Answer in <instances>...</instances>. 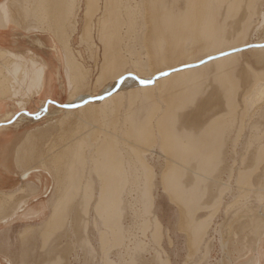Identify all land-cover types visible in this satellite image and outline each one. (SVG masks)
<instances>
[{
  "label": "bare ground",
  "instance_id": "6f19581e",
  "mask_svg": "<svg viewBox=\"0 0 264 264\" xmlns=\"http://www.w3.org/2000/svg\"><path fill=\"white\" fill-rule=\"evenodd\" d=\"M39 2L44 3L38 1V10ZM83 4V17L90 14L96 20L93 34L99 46L91 47L90 58L99 61L94 84L102 86L101 97L78 93L85 89L86 74L74 54H66L70 93L64 110L55 107L64 117L54 126L67 143L58 140L62 148L55 160L38 157L35 163L40 167L21 170L23 188L16 191L25 187L31 198L9 210L0 202V234L15 221L42 219L50 209L43 220L22 228L20 264H31L39 253L37 257L49 258L39 264H61L64 254L76 258L78 252L92 258L88 238L79 239L94 231L101 264H172L166 249L174 241L158 216V187L176 210L173 231L184 238L183 264H192L197 253L208 264L214 237L220 252L228 254L226 264L232 253L242 251H253L254 264H264V212L251 207L249 196L264 203V0H83ZM248 46L252 48L244 51ZM202 61L206 62L199 65ZM20 78L7 81V94L21 88ZM2 85L6 83L0 81ZM54 110L48 106L43 114ZM46 177L52 179L50 195L43 182ZM234 189L241 190L232 198L243 214H233L234 227L227 235L218 227L212 231L219 216L215 213L227 203L225 191L230 196ZM249 230L255 237L248 241ZM61 242L66 245L60 248ZM0 264L12 262L0 255Z\"/></svg>",
  "mask_w": 264,
  "mask_h": 264
},
{
  "label": "crops",
  "instance_id": "0c3cea01",
  "mask_svg": "<svg viewBox=\"0 0 264 264\" xmlns=\"http://www.w3.org/2000/svg\"><path fill=\"white\" fill-rule=\"evenodd\" d=\"M38 1L39 0H35V2L31 1V0H27V1L21 0V2H20V0H0V81L4 82V84L6 83V85H4V86L2 85V87L0 86L1 87L0 92H2V94L0 93L1 94L0 95V134H2V135H0V157H1L0 158V185H1L0 186V202L1 203L5 202L7 204V205H5L6 208H4V210H9V208L13 209L14 202L17 203V202H19V200L29 199V197L31 198V196H29L28 190L27 189L25 190V187L23 190L24 193L22 192V190H20L21 191L20 192L19 190L16 191V189H19L22 186L20 178H19L21 170L23 168H25L26 166L31 165L32 163H33L32 165H35V162L38 160V157H43V151L41 149L44 148L43 146H44L45 141H46L47 133L51 134L49 132L50 129H49V131H40V127H38L39 126L38 124L41 122L40 119L43 117V113L47 111L48 106L56 109V108H64L66 105V99H65V96L63 94V89H62L61 83L66 81L65 80L66 79V68H65L66 67L65 66V59L66 58L65 57H66V54H70V53H68V52L65 53L63 51V49L65 51L66 50L70 51L75 47V35L77 33V28H78V12L76 11L77 10V3L76 2L78 0H75L74 2H73V0H67L68 3H66L67 2L66 0H58V1L57 0H55V1L54 0H41L45 4L46 3L47 4L45 6L44 3L39 2L40 3V5H39L40 10H38L37 6H36V5H38L37 4ZM48 1H51L49 6H48V4H49ZM69 1H70V3H69ZM33 3H35V4L33 5ZM54 3H56L57 5ZM63 3L65 6L69 7V11H68V7L65 8V6L61 5ZM72 3H73V5H72ZM43 4H44V6H43ZM30 5H31V7H30ZM55 5L58 6L59 8L56 7ZM70 5H72V6H70ZM74 6H76V7H74ZM53 8H55V9H53ZM60 8H61V10H60L61 12L58 11ZM55 10H57L58 12H56ZM63 10L66 13L63 12ZM70 11L74 12V13H71ZM68 12H70V13H68ZM49 13H50V16H49ZM57 13L58 14L59 13H63V14L65 13L66 15L64 14V16H63V14H59V15H62V16H59ZM47 14H48V16H47ZM52 16H55V17H52ZM66 16H67V18H66ZM46 17H48V18H46ZM72 17H73V19H72ZM42 18H44L45 20H48L49 18L51 20L52 18H54L53 20H55V22L53 23L52 22L53 20H51V22H52L51 23L49 20V22H50L49 23L48 21H45ZM58 18H60V19H58ZM31 20H33V21L31 22ZM60 20H61V22H60ZM70 20H71V22H70ZM40 21H42V22H40ZM45 22H47L49 26L45 25V24H47ZM42 23H44L43 27H42ZM55 23H58V24H55ZM69 23H70L69 28L70 27H72V28L67 29ZM51 24H53V26ZM54 25H56V26H54ZM60 25H61V27H60ZM47 26H48V28H47ZM41 28H43V29H41ZM56 28H59V34H58V29H56ZM73 28L76 30L74 31ZM48 29H50L51 32ZM66 29L68 30V33H67ZM29 31H30V33H29ZM65 31L67 34L65 33ZM53 33H56V34H53ZM60 35H61V37H60ZM68 37H70V38H68ZM65 39H66V41H65ZM61 40H63L66 45L63 43V41L61 42ZM61 43H63L62 44L63 46H61ZM24 60H26V61H24ZM34 60H35V63L33 62ZM38 60H39V62H38ZM14 61H15V63H14ZM17 62H18L19 66L16 64ZM19 62H20V64H19ZM9 63L11 66L9 65ZM21 63H23V64H21ZM38 64L43 66V67L38 66ZM15 65H17L18 67ZM13 66L17 67V68H14ZM11 67H13L12 68L13 72H12ZM19 67H20V69H19ZM24 67H25V69H24ZM32 67H34V69H32ZM36 67H37V69H36ZM2 69L4 70V72L2 71ZM8 69L11 71H9ZM17 69H19L18 72H17ZM7 70L9 73H7ZM14 71L18 74L22 71V73L25 74V77L22 73H20L21 74L20 76H17L18 74H15ZM30 73H32V74H30ZM6 74L7 75L8 74L9 75L15 74L16 75L15 78H17V80L20 77H21L20 79H22V80L19 79L20 82L17 81V82H19L18 86L21 85V88L19 87L18 91L13 90L14 94L12 93V91H10L11 89L9 90L11 92L10 94L6 93V91H7L6 86H8L7 81L13 82L15 80L13 75L11 77L8 75V77H7ZM22 75H23V77H22ZM37 76L40 79H38ZM34 77L35 78L37 77L36 79L40 80V81L37 82V80L36 81L33 80V79H35ZM31 81L36 82V83H34L36 85H37V83H40V84H39V86L38 85L35 86L34 84H33V86H31L29 84ZM22 85H23V87H22ZM28 86L29 87L30 86L31 87H37V88H33V90H32L31 87L29 88ZM38 87H40V89ZM34 90H38L37 91L38 93ZM4 91H5L6 95L3 94ZM19 92H20V94H19ZM31 92H32V95H31ZM15 93H18V94H15ZM2 95H3V97H2ZM4 95L5 96L10 95V96H12V98L10 96H9V99H8V97L4 98ZM30 98H31V100H29ZM18 104L19 105L21 104V105L19 106ZM19 108L22 110H20ZM34 119H35V121H34ZM56 128L57 127H54V129H56ZM35 130H37V131L35 132ZM38 132H40L39 135L37 134ZM41 145H43V146H41ZM27 146H28V148H27ZM35 146H36V148H35ZM5 147L7 149H5ZM4 149H5V151H4ZM15 153H16V155H15ZM30 153L32 156L30 155ZM34 154H35V156H33ZM15 156H17V158ZM25 156H26V159H25ZM22 157H24V158H22ZM32 157H33V162L30 163L29 160L32 161ZM36 157H37V159H35ZM14 159L15 160L17 159V160L15 161ZM21 159H23V160L21 161ZM17 161L19 163H17ZM3 165H4V167H3ZM35 166H37V165H35ZM22 188H23V186H22ZM3 194L5 196H3ZM8 194H10V195H8ZM2 200H3V202H2Z\"/></svg>",
  "mask_w": 264,
  "mask_h": 264
},
{
  "label": "rangeland",
  "instance_id": "374dc122",
  "mask_svg": "<svg viewBox=\"0 0 264 264\" xmlns=\"http://www.w3.org/2000/svg\"><path fill=\"white\" fill-rule=\"evenodd\" d=\"M78 9H79V11H78ZM77 11H78V28H77V33L75 35V47L71 50L72 53L70 51L69 52H70V55L74 54L73 56L75 57V60L77 59V64L81 65L80 68L86 74L85 79L83 80V86L85 87V89L81 90L82 93L81 92H78V93H80V94H84V93L90 94L91 93L94 96V98H96L98 96L101 97L100 92H101L102 86L101 85L99 86L98 84L97 85L94 84L95 79H96V77L100 71V66H98L99 61L97 60V62H96L93 57H92V59L90 58L91 56H94V55H92V53L90 54V51L92 50V48L95 46H99L98 43L96 42V39H95L94 34H93L95 31V23H96L95 22L96 21L95 16L92 15V16H94L92 18V20H91L92 16H90V14H89L90 17L87 14L86 15L84 14L86 16V17L84 16L85 18L83 17V12H84L83 0H78ZM87 17L89 19H86ZM85 19L89 20V22L86 23L87 21ZM84 20H85V22H84ZM90 21H91L92 25L90 24ZM83 22H84V24H83ZM88 24H90V25H88ZM84 25H85V27H84ZM89 27L92 30L89 29ZM84 29H88L87 31H88L89 36L86 39L83 36V30ZM90 30L92 31V33ZM253 39H256V37H254ZM88 44H90V46ZM251 48H252L251 46H248V47H245L243 49H244V51H246V50H249ZM88 58H90V59H88ZM205 62L206 61H204V62L202 61V63L199 62V65L204 64ZM95 64H97V65H95ZM192 66H197V65L194 64L191 66H182L181 68H178L177 70H179V69L181 70V69H185V68H191ZM164 72H167V71H164ZM134 77H136V76H134ZM138 78L139 77H137V81L142 82V79H140V78L138 79ZM61 84H62L63 94H64L65 99L67 101V98L69 95L68 93H70V91L68 90L67 82L65 81ZM94 85H96V86H94ZM95 88H96V91L93 93ZM62 109L64 110L65 108H62ZM71 109H73V108H71ZM44 115L47 116V118L45 117L44 119L40 120L41 122L38 124L39 125L38 127H40L41 131H45V130L49 131V129H50V133L52 134L51 131H53V130H51V128L54 129V127H57L54 125H57L58 121L64 117V114L62 111H56V109H55L54 111H49L48 114H43V117H44ZM55 130L53 131L52 135L47 133V136H46L47 141H45V144L43 146L44 149H42L43 157L46 155L45 157H47L48 162H49V160L50 161H52L53 159L55 160L56 157L58 156L57 152L59 151L60 146L62 148V145L67 143V141L65 143H63L62 139L60 138V135H59L60 133L58 132L60 129L56 128ZM58 140L62 142V145H61V142H59ZM51 152H53V153H51ZM35 165H36V163H35ZM35 165L31 164V168H35L36 167ZM37 167H40V166L37 165ZM46 178L43 179V182H44V185H49V190H48L47 195L48 194L50 195L53 192V190L50 186L52 179L49 177H46ZM240 191L241 190L234 189V192H232L230 196L228 194L229 191H225V192H227L226 193L227 195L225 196V200L227 201V203L224 204L223 208H221L222 210L219 209V211L217 213H215L219 216L217 218H215L216 215H214V217H213V219L215 218V227H212V231H214L215 228L218 227V230L220 231V233H222L223 235H225V234L227 235V233L232 230V228L234 227L233 214L237 213L238 216L243 214V209L241 207L239 208L238 202L236 201L237 199L232 198L233 196H235V198H236ZM157 196L155 199V204H156V207L159 208L158 209V216H159L162 224L164 226H166L168 229H170L171 236H172V239L174 241L173 244L171 245V247L170 248L168 247L166 249L167 254H168L172 264H183V259L187 255V253L184 249V245H183L184 238H182L181 234H178V233L174 234V231H173L174 227H175V222H176V210L174 209V207L172 205H170L168 200L165 198L164 194L162 193L161 187L157 188ZM249 196H250V202L252 201L250 204L251 207L254 210L257 208H258V210L262 209V211L264 212V203L259 205L256 201H254L255 198L252 197V194H249ZM241 201H242V198H241ZM15 204H16V202H14V205ZM28 204H29V202H28ZM5 205H7V204L5 203ZM48 212H50V209H48L46 211L47 215H48ZM46 214L44 215V217H42V219L39 218L38 220H36V219H33L30 217V218H26V219H28V221L25 219L26 221L25 220L24 221H15V222L11 223L8 226V229L4 230V232L0 234V255L10 258L12 264H20V251H19L18 245L20 242L19 241V235L21 234L20 232H21L22 228L26 224H29V223L35 224V223L40 222L41 220H43L45 218ZM249 232L251 233V231L249 230L247 232L248 234L247 233L245 234L248 237V238L246 237V240L248 239V241L250 238L253 239L255 237L254 236L255 233H251V236H249L250 235ZM94 233H95V231L90 235H81L80 239H79V240H82L84 238H88L89 244H90L91 248H93V250H94V255L92 258L91 257L84 258L82 256V254L79 252H78V256L76 258H75V255L73 253L70 254L71 256L70 255L67 256L66 254H64L62 257V260H61L62 261L61 264H64V263H66V264H101L102 262H101V258H100V251L98 249V242H97L96 235L95 236L93 235ZM211 233L213 234V232H211ZM208 236H210V234ZM33 237H38V239H39V237H41V236H39V234H34ZM139 237L141 239L140 235H139ZM211 237H212V235L210 236V238ZM142 240L146 241V243H147V240L145 238ZM162 241H164V239H161L160 243H162ZM243 241H244V239H243ZM216 242L218 243V240H217V238L214 237V241L212 243L213 247L211 248V250H213V251L210 250V253L208 255V256H210L208 264H226L227 260L225 257H228V254H223L222 252H220L221 250L219 249V244H217ZM165 243L166 242L164 241V244H163L164 246H165ZM214 243H216V244H214ZM36 244L40 247V241L36 242ZM63 244L66 245L65 242H61V245L59 247L61 248ZM247 244H249V245H247V247L249 246L251 248L252 247L251 244H253V243L251 242V243H247ZM249 247H248V249H249ZM165 248H166V246H165ZM249 252H251V251H248V253H247V251L246 252L242 251L241 253H235V252L232 253L233 256L230 258V264H254V262L251 260V257H253V253H252L253 251L251 252V254ZM38 253H39V251H38ZM57 253H58V251H57ZM39 254H41V253H39ZM39 254H36L32 257V263L31 264H39L44 260H46V261L49 260V258L44 259V258H41L39 256L37 257V255H39ZM146 257L149 258V256H146ZM53 258L54 257H52L51 260H53ZM27 262L30 263L31 258H28ZM191 263L192 264H204L205 261H203V263H202L200 254L197 253L192 258Z\"/></svg>",
  "mask_w": 264,
  "mask_h": 264
}]
</instances>
